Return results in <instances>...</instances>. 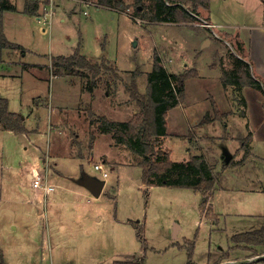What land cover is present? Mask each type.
<instances>
[{
  "label": "rangeland",
  "instance_id": "obj_1",
  "mask_svg": "<svg viewBox=\"0 0 264 264\" xmlns=\"http://www.w3.org/2000/svg\"><path fill=\"white\" fill-rule=\"evenodd\" d=\"M61 2V0L55 1L51 17L44 20V12L48 11L49 7L45 8V4L43 5L41 11L43 24H38L37 19L33 17L30 19L32 22L25 25L32 29L31 40L39 42L36 46L39 57L35 56L31 62L41 63L44 69L40 73L43 79L36 78L33 85L28 83L25 85L23 91L25 98L31 92H35V102L44 97H48L49 101L50 97L58 99L54 100L52 106L55 110L49 111L47 105L44 106L47 103L45 100L40 106L42 110H45L39 114L43 130L46 132V125L50 123V119L52 130L43 138L41 146L43 153L39 159L41 162L45 159L43 167L47 163L46 166L49 168L52 166L50 154L79 155L87 158L92 156L99 162L98 157L104 156L109 151L115 154V160L119 164L114 168L106 164L103 165L104 169L96 170L94 162L87 163L80 160L63 162L64 171L69 172L73 167L76 169L82 164L86 172L104 181L99 198H92L89 195V197L86 196L89 201L83 196L73 201L74 196L68 193L65 196L69 199L65 201L67 208H70L72 202L79 203V220L80 209L90 213L88 223H85L89 227L85 225L82 229L79 225L80 238L88 241L85 244L88 245L85 250L86 258L83 260L79 259V248L76 249V247L63 250L58 254L53 253L51 256L39 249L41 239L38 235L41 232H37L32 237L30 233L34 223L28 221L30 219L28 216L15 213L13 205L4 201V199L8 200V196L10 197L8 190L14 189V179L11 176L7 179L2 178L0 180V197H3L0 200V247L6 254L7 264H96L98 260L107 262L109 258L115 257L113 255H121L127 251L128 255H134V260L140 264H187L189 242L186 246L182 237L173 239L171 228L173 221L176 220L182 222L186 233L192 231L190 225L194 220L191 214L195 207L193 195L188 191H175L169 187L145 190L141 181L142 169L130 166V164H136L139 157L127 147L114 143L110 134L101 135L102 133L98 130V120L101 117L118 122L131 119L134 115L133 110L138 108L124 90L125 84L129 82L130 73L137 70L136 76L140 72L136 78L137 88L139 92L145 93L146 75L152 71L155 56H158L163 67L172 74L173 72L196 73L195 77L185 82L187 94L184 93L182 102L173 110H213V102L222 100L220 80L216 76L219 73L222 76V70H232L236 56L242 55L236 46V34L244 33L242 36L248 40V31L251 29L249 27L264 25V0H212L209 5L210 14L200 8L191 15L194 20L183 23L150 21L154 13L153 0H120L122 7L120 9L123 11L103 6L95 7L96 0H88L85 4L66 1L65 6H62ZM72 6H75L74 11L69 12L68 9ZM136 8L140 12L138 15ZM204 18L211 23L220 22L229 25L231 29L228 30L233 33V36L227 35L222 32L224 30L217 27L210 29L205 26ZM13 37L30 47V41L23 32H16ZM207 40L208 43L203 45ZM78 45L80 53L91 58V64L99 65L105 60L112 72L101 70L99 75L93 77L87 70L74 68V72L67 76L63 68L59 70L50 64L59 56H70ZM206 67L210 71L216 70L217 74L214 73V78L218 82L215 83L208 78ZM36 77H38L37 74ZM66 79L72 85L67 84ZM49 81H51L50 87ZM2 86L4 87V84ZM74 86H79V90H75ZM94 88L93 94H89V97V91ZM224 88L227 91L226 100L234 102L232 105L235 117L241 110L238 99L242 96L246 98L249 110H254L258 133L261 138H264V117L261 114V110H264L262 90L248 87L241 90L242 94L237 92L238 94L235 95L229 86ZM214 116L212 111L209 121H216L221 126L224 121L217 120ZM171 118L172 116L169 119L173 128ZM209 121L202 123L201 120V123L204 125ZM193 131L192 136H189L187 140L190 143L189 146L193 150L196 148V154L203 156L213 167L214 172L226 168L222 167L224 162L221 158V147L227 146L233 158L237 155V150L232 146L233 143L229 144L226 140L215 142L214 139L212 143L207 142L203 138V134L207 136V132H198L200 131L198 129ZM244 134L241 138L246 137L248 133L245 131ZM171 142L170 159L173 162H181L184 149L178 140L174 139ZM160 147L163 149L162 145ZM257 147L262 153L259 156L261 161L258 165L260 166L264 162V145L259 143ZM242 150L243 154L247 153V144ZM28 157L33 159L34 152H28L26 158ZM104 170L107 172L106 178H102ZM51 175L56 176L49 168L48 181L55 186V178ZM71 177L74 176L71 175ZM34 190L30 189L28 184L27 187L24 184L23 191L26 195L34 194ZM197 199L202 202L200 195ZM45 200L46 197L40 191L37 201L43 206ZM23 204L24 202L19 206ZM30 206L32 207V204L26 205L25 213L30 210ZM147 207L146 219L144 216L140 218ZM115 213L132 217L133 227L137 221L142 223L144 243L134 235L131 240L127 237L125 239L122 237L123 233L118 234L113 230ZM32 214L31 212V216ZM76 215L75 211L64 209L58 220L63 221L68 228L75 221ZM98 216L99 222L90 223ZM133 227H128L130 232ZM231 230L229 227L228 231L219 232L211 223L201 227L197 232L195 229L193 233L197 235L194 240L192 263L198 261L211 264L212 255L220 254V247L228 253L230 259H237L235 261H241L242 257L253 255V251L257 253L264 251L263 248L258 250H252L255 249L254 247L243 248V243H239L242 244L239 245L240 247L234 246L235 243L229 240ZM172 241L178 246L184 244L185 247L178 248L177 245L169 247ZM208 254L211 255L209 262ZM250 264H264V261Z\"/></svg>",
  "mask_w": 264,
  "mask_h": 264
},
{
  "label": "crops",
  "instance_id": "obj_2",
  "mask_svg": "<svg viewBox=\"0 0 264 264\" xmlns=\"http://www.w3.org/2000/svg\"><path fill=\"white\" fill-rule=\"evenodd\" d=\"M61 1V4L63 3L62 6L66 5V1H70L75 4H85L88 2V0ZM211 1L212 0H209V5ZM27 2L30 3V8H33L34 3L37 4L38 7L36 11H33L30 14L25 13L24 8ZM8 3L14 7V10L3 11L2 31L7 41L15 46H18L20 49L16 50L12 48H5L1 51L0 99H4L6 101L7 111L9 113L20 115L25 131L23 133H17L11 130H6L0 123V180L2 178L7 179L8 176H11L14 179V189L8 190V193L10 191V197L8 196V200L4 199V201L8 202V204L13 205L15 213H22L23 215L28 216L30 218L28 221L34 223L33 229L30 233L32 237H34L37 232H41L38 235L41 239V243L39 246V249L41 251L48 253L49 256H51L53 253L58 254L63 250H70L71 248L76 247V249L79 248V259L83 260L84 258H86L85 250L86 248H88V245L85 244L88 241H84L80 238L81 233L79 232V225H81L82 229L84 228V226L86 225L85 223H88L90 213L85 209H80L79 220V203L72 202L70 208H67L65 201L69 199L65 198V196L66 193L74 196L75 198H73V201H76L77 198L79 199V197L82 196L85 198L86 196L89 197V195L92 198H99L103 191V188L99 196L94 197L87 188L76 182L82 174H87L89 176L92 175L84 170L82 164L78 165L79 167L76 169L73 167L69 172L64 171L62 169L63 162L65 160H80L87 163L94 162L95 166L101 164L102 169H104L103 165L108 164L112 168H114V166L119 163L115 160V154L110 153L109 151H107L104 156L98 157V159H100L99 162H97V159L93 158L92 156L90 158H87L79 155L66 156L50 154L52 166L49 168H51V170H53L56 174L55 177L51 175V177L53 176L55 178L56 187L51 184L53 186V190L46 194L43 193L46 197L43 206L40 202L37 201L38 193L40 192L39 190L33 189L35 193L32 195H26L24 193V184L26 185V187L28 184L29 188L32 189L30 183L31 175L40 173L43 169V162H41L39 159L43 153L41 146L43 145V138L48 135L47 132H51L52 130L51 119L50 123H47L46 125V132L45 130H43V123L41 121V118L39 117V114L45 112V110H42V108L40 107L41 103L47 101L44 106L46 107L47 105L49 111H51L55 110L52 106L54 100L58 99H55L54 97L51 99L50 97L49 101L47 100L48 97H44L38 99L35 102V92H31V94H28L26 96V98L23 92L24 87L27 83L28 85H33V82L36 78L39 80L43 79V75L40 74L44 70L42 67L43 65L41 63L39 64L31 62V60H33L35 56L39 57V53L37 52L38 48L36 47L37 45H39V42L31 40L32 29L25 27V25L30 24L32 22V20L30 19H32L33 17L37 19L38 24L44 23V21H42L41 19V11L43 5L47 4V1L44 0L40 2L39 0H8ZM94 6L100 8V5L98 4H95ZM209 8L210 7H208V9H204L206 13L209 12ZM74 9L75 6H72L71 8L69 7L68 11L71 12L74 11ZM209 14L207 16H209ZM44 19L45 18L43 17V20ZM204 20H206V23L210 24L212 28L217 27L221 30H224L222 32L226 33L227 35L233 36V33L228 30L231 29L230 27H228L229 25L220 22L211 23L205 18ZM48 22L49 21H47V23ZM249 28L251 29H249L248 31V40L242 36V34L244 33L241 34L240 32H238L236 34V46L240 51V55L242 54L241 56L236 57L237 59H240L249 65L252 78L260 82L261 86L263 87L262 92L264 93V25H256ZM16 32H23L27 40L30 41V47H27V45H25L19 39L13 37ZM245 46L248 49H246ZM77 50L80 52L79 45L76 49H74L72 54H74ZM81 55L84 56L83 54ZM84 57L89 61L91 59L87 56ZM206 72L209 74L208 78L212 79L213 82L216 83L218 82L217 79L220 80L222 100L219 102L215 100L214 103L218 109V112L223 115L220 120H223L224 123L220 126L219 123L211 120L209 121V123L202 125L201 120L203 119L205 114H209L210 116L213 110L171 109L168 111L166 118V136L162 139V147L163 149H166L171 153V141L174 139L178 140L182 145V148L184 149V156L181 162L186 163L189 161L190 157L199 156V154H196V148L195 150H193V148L189 146L190 143L187 141L188 137L192 136V132H194L193 130L197 131L198 129L200 130L198 132H207V136L203 134V138L207 142L212 143L214 139L215 142L226 140V142H228L229 144L233 143L232 146L235 148V150H237V155L233 158V155L230 153L227 146L221 147V158L223 159L224 164H226V168L222 171L219 170L217 172H214V170H212L213 173L220 174V179L215 184V188L208 195L204 196L200 192H194L191 189L172 188L175 191H188L193 195V200L195 199V207L191 214L194 220L191 221L190 225L192 227V231L186 233L182 222L180 223L176 220L173 221V229L171 228L173 232L172 238L178 239L182 237L185 245L187 244V242H191L194 244V240L197 234L193 232L195 231V229V232H197L201 227L207 226L208 223H211V225L215 227V230L219 232H226L228 231V228L231 227L232 234H230L229 236V240L231 242H233L232 238L234 236L258 230L264 227V162L262 163V165H258L261 161V158H259V156L262 153L259 152V148L257 147V144L259 143L264 145V138H261L258 133V124L255 123L254 119V110H249V106L247 103L248 101L245 97L242 96L240 99H238L241 103V110L236 113L237 115L235 117V115L233 114L235 110H233L234 107L232 105L234 102H228V100H226L225 94H227V91L221 84V74L219 73L216 76V79L214 78V75L217 74L215 73L216 70L210 71L207 68ZM173 73L177 74L176 72ZM36 74L38 75V77H36ZM67 76L70 75L68 74ZM66 81L68 82L67 79ZM3 84L4 87L2 86ZM67 84L70 83L68 82ZM187 85L188 84H186V86ZM50 86L51 81H49V87ZM74 88L77 91L79 90V86H74ZM95 88L89 91V97L91 94H93ZM229 88H231L234 94L237 95L239 92L242 94L241 90L248 87H243L240 90H236L232 86H229ZM185 93L187 94L186 87ZM133 111V114L138 112V110ZM261 114L264 117V110H261ZM170 116H172L171 120L173 128H171L169 119ZM170 128L172 129V131ZM245 131L251 136V139L247 143L246 155L243 154L244 152L241 148L240 142V138ZM25 142H27V144H25ZM228 143L227 145L230 146ZM199 146L203 147L201 144H199ZM224 151L227 152V154L230 156V159L227 163H225L224 161ZM28 152H34L33 159H30L29 157L26 158ZM24 157L25 159H23ZM92 159L93 161H91ZM232 160L235 162L232 163ZM130 166L138 168L136 164H130ZM103 172L107 173L105 170ZM71 175H73L74 177H71ZM98 179L102 180L101 178ZM143 186L145 187V190L153 188L162 189V187H146L145 185ZM198 195L201 196L202 201H206V209H210L209 217H205V215L201 213V201H198ZM112 197L115 198L114 196ZM2 199L3 197H0V200ZM86 199L89 201L88 198ZM23 202L24 204L19 206V204H22ZM28 203L32 204V207L30 206V210L25 213V208ZM64 209L70 210L72 212L75 211L77 213L76 217H74L75 221L72 225L68 226V228L63 221L58 220ZM31 212L33 213L32 216ZM147 212L148 207L145 213H141L140 218L144 216V218L146 219ZM131 218L132 217L130 216H121L115 213L113 220V230L118 234L123 233L124 235L122 237L125 239L127 237L129 240H131L133 235L138 239L136 229L132 225ZM99 220L100 217L98 216V218H94V221H91L90 223L96 224L97 222H99ZM137 224L143 228L141 222L137 221ZM86 226L89 227L88 224ZM131 226L133 227L132 232H130V230L128 229V227ZM184 244L183 246H178L176 242L172 241L169 247H175L177 245L178 248H184ZM239 245L242 244H238L237 246ZM249 247L253 248V246ZM254 248V250H258L261 248L264 249V247ZM0 250L3 252L4 261L5 264H7L6 254L1 247ZM219 251L220 254L218 253L212 255L211 258L213 261L211 264L243 262L244 260L253 258L249 257V255L245 258L242 257V259H240L241 261H235L237 259H230L228 257V253L223 251L221 247ZM128 254V251L127 253L125 252L121 255L115 254L113 255L115 257L109 258L107 262L101 259V261L98 260L95 263L113 264L115 261L127 262L135 259L134 255ZM257 254L258 255L256 256L264 255V251ZM210 256L211 255L208 254V262L210 261ZM250 263L256 262H249L247 264ZM193 264L205 263L195 261L193 262Z\"/></svg>",
  "mask_w": 264,
  "mask_h": 264
},
{
  "label": "trees",
  "instance_id": "obj_3",
  "mask_svg": "<svg viewBox=\"0 0 264 264\" xmlns=\"http://www.w3.org/2000/svg\"><path fill=\"white\" fill-rule=\"evenodd\" d=\"M46 1L48 2V0ZM96 1L100 6L123 11L120 9L122 8L120 0ZM153 2L154 13L150 17L152 22H189L194 20V17L191 16L193 13L200 8L208 9L209 7V0H153ZM29 5L30 3L27 2L24 8L27 14L36 11L38 7L35 3L33 8H30ZM13 10L14 7L8 3V0H0V61L3 49H20L18 46L8 42L2 31L3 11ZM139 13L138 8H136V14L138 15ZM51 65L59 70L63 68L67 72L66 74L69 75L74 72V68L87 70L93 77L99 75L101 70L112 72L107 67L105 60L99 65L91 64L78 50L71 56H59L56 60L53 59ZM136 72L137 70L130 73L129 82L125 84L124 90L129 94L131 100L135 102L138 112L126 122L111 121L105 117L99 118V132L110 134L114 143L127 147L139 157L136 165L142 169L141 181L146 187L191 189L194 192H200L204 196L208 195L215 188V184L220 179V174L213 173L212 167L207 160L199 155L190 157L186 163L173 162L169 157L170 152L160 147L162 139L166 136L168 111L182 102L185 93V82L195 77L196 73L172 74L163 67L158 56H155L152 71L146 75V91L141 93L137 88L136 82L140 72H138L137 76ZM113 73L115 74L114 71ZM81 75H83V72H81ZM221 84L223 87L232 86L236 90H240L243 87H254L263 91L260 82L252 78L249 65L240 59L235 60L232 70H222ZM91 85L94 86L95 84ZM213 113L215 114L214 118L217 120L223 117L218 112L215 103L213 104ZM209 120V114H205L202 123ZM0 123L6 130L17 133L25 131L20 115L9 113L4 99H0ZM250 139L251 136L249 134L244 138H240L241 148H244ZM222 167H226V164H223ZM200 210L205 217L210 216V209H206V201L203 200L201 202ZM134 228L136 229L137 237L144 243L143 228L137 223L134 224ZM232 239L236 243L235 246L243 243V248L252 249L249 246L264 247V227L234 236ZM193 247L194 244L189 242L187 246V264H193ZM253 253L249 257L258 255L256 251H253ZM0 264H5L1 250ZM113 264H140V262L136 260L127 262L115 261Z\"/></svg>",
  "mask_w": 264,
  "mask_h": 264
},
{
  "label": "built area",
  "instance_id": "obj_4",
  "mask_svg": "<svg viewBox=\"0 0 264 264\" xmlns=\"http://www.w3.org/2000/svg\"><path fill=\"white\" fill-rule=\"evenodd\" d=\"M55 1L56 0H48L47 5L45 6V8L48 6L49 10L44 12V18L49 19L51 17L52 9L55 6ZM194 15V14H192ZM210 29H212V26L210 24H207L206 22H204ZM45 162V159H44ZM43 162V165H44ZM47 163L45 164V168L43 167L42 170H44L43 172L37 173V174H32L30 177V183L33 189L42 191L44 194L51 192L53 190V186L51 185V183L48 181V175H49V168L46 166ZM96 170H102V165H96L95 166ZM102 177L106 178L107 177V173L103 172L102 173Z\"/></svg>",
  "mask_w": 264,
  "mask_h": 264
},
{
  "label": "water",
  "instance_id": "obj_5",
  "mask_svg": "<svg viewBox=\"0 0 264 264\" xmlns=\"http://www.w3.org/2000/svg\"><path fill=\"white\" fill-rule=\"evenodd\" d=\"M207 43H208V40L204 42L203 45H206ZM229 159H230V156L227 154V152L224 151L225 163H227ZM76 182L82 185L83 187L87 188L94 197L99 196L103 188V185H104V182L102 180L94 176H89L87 174H82L81 177ZM261 260H264V255L256 256V257L244 260L243 262H231V263H224V264H247L249 262H256V261H261Z\"/></svg>",
  "mask_w": 264,
  "mask_h": 264
}]
</instances>
